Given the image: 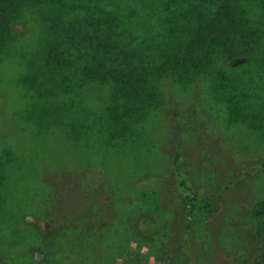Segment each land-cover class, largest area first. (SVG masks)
<instances>
[{"label":"rangeland","instance_id":"rangeland-1","mask_svg":"<svg viewBox=\"0 0 264 264\" xmlns=\"http://www.w3.org/2000/svg\"><path fill=\"white\" fill-rule=\"evenodd\" d=\"M183 1L186 0H41L35 10L26 11L23 19L14 24L15 32L0 54L2 264H255L258 252L251 214L256 201L264 199V167L258 164L264 159L261 0L239 2L259 35L254 52L236 69L227 68L229 81L222 80L202 90L199 113L194 118H208L212 124L209 130L206 124L196 122L188 132L179 131L180 136L172 139L168 121L160 112L149 110L138 130L142 136H135L137 140L144 138L147 155H136L146 148L125 145L110 156L113 165L109 171L114 167L102 186L116 197L114 221L102 231L78 226L59 233L47 221L52 218L57 222L62 215L57 209L70 208L79 198L65 184L74 173H80L84 164L95 159L96 138L89 136L87 139L93 142H81L70 127L72 122L82 121L77 112L81 97L87 98L83 105H98L101 101L97 100L98 86L92 92L94 86L75 85L64 93L63 89L70 87L61 83L66 71L46 67L48 48L61 40L70 22L80 26L75 20L87 13L84 6L98 14H115L127 36L132 30L140 39L144 30H160L165 17L186 4ZM175 93L181 103H187L179 87ZM215 98L226 100V104ZM70 102L74 103L72 109L67 106ZM236 104L241 106V112L232 117L228 108ZM184 115L181 122L187 118L185 111ZM174 141L176 144H171ZM220 141L222 147L228 145V153L222 152ZM73 144L76 149L71 147ZM161 156H165L163 162L168 170L160 167L157 177H169V182L159 188H154L152 178L138 183L140 189L150 190L147 193L134 188L119 190L126 185L128 176L123 175L127 171L131 175L133 171L129 169L135 168L136 160L157 159L160 166ZM123 158L131 161L128 167L115 164ZM183 181L187 188H194L212 203L211 217L203 231L184 229L180 212ZM84 207L81 203L80 208ZM148 216L161 222L158 236L145 233L147 229L142 232L138 220Z\"/></svg>","mask_w":264,"mask_h":264},{"label":"trees","instance_id":"trees-1","mask_svg":"<svg viewBox=\"0 0 264 264\" xmlns=\"http://www.w3.org/2000/svg\"><path fill=\"white\" fill-rule=\"evenodd\" d=\"M183 2L186 4L165 17L160 30H144L140 39L132 30L128 37L115 14H98L92 7L84 6L87 13L75 20L80 26L76 28L70 22L61 40L48 48L46 67L55 72L66 71L64 82L61 83L70 87L64 88V93L75 85L94 86L92 92L98 86L97 100H101L98 105H83L87 98L81 97L77 112L83 123L76 124L75 121L70 126L75 129L74 133L81 142H93L87 138L95 137L97 147L94 161L84 164L80 173H74L65 184L73 194L78 193L79 198L74 200L70 208L57 209L62 214L57 222L52 218L47 220L54 224L53 229L57 233L78 226L99 231L107 228L116 218L113 202L116 197L109 195V191L102 186L107 183L108 176L110 179L114 167L109 171L113 165V162L110 163L112 152L125 145H139V150L146 148V151L136 155H147V144L143 146L144 138L137 140L135 136L140 135L138 130L144 125L149 110L160 112L168 121L172 139L180 136L179 131L188 132L196 122L206 124V130H209L212 124L208 118H194L199 113L197 105L201 104L202 90L206 86L220 84L222 80L229 81L227 68L236 69L235 66L254 52L259 35L251 27L240 0ZM40 3L41 0H0V54L5 51L15 32L14 24L23 19L26 11L35 10ZM260 4L264 16V0ZM60 84L58 87L63 88ZM177 87L185 92L187 103L178 100V93H175ZM238 100L243 101L240 98ZM216 101L226 104L224 99ZM67 106L72 109L74 103H67ZM230 108L228 114L232 117L241 112L240 105ZM183 110L187 115L185 122H181L185 116ZM218 143L222 152L228 153V145L225 143L222 147L223 142ZM171 144H176V141ZM71 147L76 149L75 144ZM146 158L136 160L135 168L129 169L133 171L131 175L127 174L128 171L123 175L128 176L126 185L119 190L134 188L147 193L150 190L140 189L141 182L152 178L156 186L154 188H159L171 180L169 177H157L160 167L168 170L163 162L165 156H161L160 166L157 159L143 161ZM118 161L115 164L120 167L131 164L124 158ZM207 163L209 165L210 162ZM258 164L264 167V159H260ZM141 166L144 169H140ZM156 167L159 168L156 170ZM93 176L97 178L93 179ZM132 181V186L128 187ZM99 186L101 189H98ZM183 186L180 212L185 222L184 229L186 232L194 228L196 232L203 231L211 217L212 203L194 188H187L184 181ZM81 203L85 204V209L80 208ZM138 221L141 230L147 229L145 233L158 236L162 232L161 222L153 217H142ZM251 222L255 227L258 252L255 264H264V199L256 201L252 207Z\"/></svg>","mask_w":264,"mask_h":264}]
</instances>
